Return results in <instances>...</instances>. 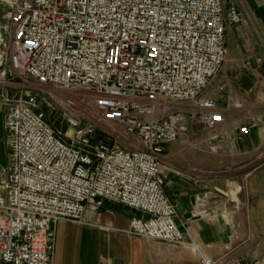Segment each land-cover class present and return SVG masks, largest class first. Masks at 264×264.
Here are the masks:
<instances>
[{
    "label": "built area",
    "instance_id": "obj_1",
    "mask_svg": "<svg viewBox=\"0 0 264 264\" xmlns=\"http://www.w3.org/2000/svg\"><path fill=\"white\" fill-rule=\"evenodd\" d=\"M0 4L14 25L6 48L13 68L52 90L76 125L66 138L36 96L12 102L7 174L0 173L3 264H53V225L82 222L88 205L105 200L144 214L132 219L129 235L183 244L165 192V147L179 139L185 118L212 129L224 116L212 99L188 113L172 104L194 101L212 84L228 55L227 27L242 20L238 7L226 10L223 0Z\"/></svg>",
    "mask_w": 264,
    "mask_h": 264
},
{
    "label": "crops",
    "instance_id": "obj_2",
    "mask_svg": "<svg viewBox=\"0 0 264 264\" xmlns=\"http://www.w3.org/2000/svg\"><path fill=\"white\" fill-rule=\"evenodd\" d=\"M242 20L226 31L228 55L201 99L217 101L224 121L208 129L185 118L179 139L165 147V192L177 211L183 244L131 236L144 214L105 200L88 205L82 222L53 225V264H264V0H223ZM14 25L0 4V173L9 160L7 114L31 96L30 76L17 72L7 46ZM198 101L172 104L186 113ZM254 126L243 133L242 128ZM196 246V248H195ZM0 264H3L0 258Z\"/></svg>",
    "mask_w": 264,
    "mask_h": 264
},
{
    "label": "rangeland",
    "instance_id": "obj_3",
    "mask_svg": "<svg viewBox=\"0 0 264 264\" xmlns=\"http://www.w3.org/2000/svg\"><path fill=\"white\" fill-rule=\"evenodd\" d=\"M30 80H31V95L36 96L37 99L39 100V108L45 111L49 123L52 125V127L61 131L64 137L69 138L73 133V131L75 130L76 125L73 123V121L68 120V118L65 119L63 116L64 110L50 99V92H52V90H50L47 87H43L39 85L36 79L31 76H30ZM53 93L60 98L66 96L64 93H56V92ZM201 97L202 96H200L194 101H198L199 99H201ZM73 109L77 111L76 115L81 116L82 114L81 110H79L77 107H74ZM73 119L76 120L75 117H73ZM88 122L89 121L86 117L82 119V125H86ZM119 137L123 138L120 134Z\"/></svg>",
    "mask_w": 264,
    "mask_h": 264
}]
</instances>
